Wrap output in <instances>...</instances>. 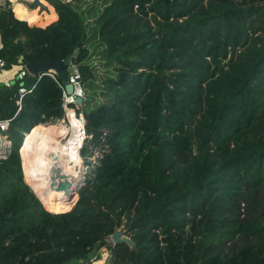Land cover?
I'll return each mask as SVG.
<instances>
[{
    "label": "trees",
    "instance_id": "obj_1",
    "mask_svg": "<svg viewBox=\"0 0 264 264\" xmlns=\"http://www.w3.org/2000/svg\"><path fill=\"white\" fill-rule=\"evenodd\" d=\"M41 1L59 17L46 28L0 3V57L73 55L81 157L98 163L71 212L47 210L24 151L63 119L65 87L29 75L20 112V85L0 95V264H264V0ZM115 229L134 247L105 241Z\"/></svg>",
    "mask_w": 264,
    "mask_h": 264
},
{
    "label": "bare ground",
    "instance_id": "obj_2",
    "mask_svg": "<svg viewBox=\"0 0 264 264\" xmlns=\"http://www.w3.org/2000/svg\"><path fill=\"white\" fill-rule=\"evenodd\" d=\"M69 122L70 126H67V134L63 123L56 127L43 124L37 126L24 152L28 159L27 169L30 176H33L34 180L38 182L39 196L50 201H52V197L57 196L54 198L53 203L60 207L68 205L70 197L83 179L80 166L83 161L79 151L81 137L78 134L82 124L76 120L73 113H70ZM70 134L71 138H69ZM54 155L58 156L59 161H55ZM57 167H60L65 175L75 177L71 192L58 190L56 187L51 186L53 169ZM45 208L49 211H57V209ZM72 208L70 207L66 211H70Z\"/></svg>",
    "mask_w": 264,
    "mask_h": 264
},
{
    "label": "built area",
    "instance_id": "obj_3",
    "mask_svg": "<svg viewBox=\"0 0 264 264\" xmlns=\"http://www.w3.org/2000/svg\"><path fill=\"white\" fill-rule=\"evenodd\" d=\"M3 49V44L0 38V51ZM69 72V84L73 87V94L68 95L65 91V88H63V111H64V117L61 120H58L56 122H61L66 126H70L69 122V116L70 113H73L76 120L82 124V128H79L78 134L81 137V141L79 143V151L81 156V151L89 138L86 131V119L84 116V113L82 112V105L77 102L78 98L85 100V90L82 84V78L81 73L77 66L74 64L68 69ZM1 75H7L5 79H0V92H4L5 90H13V88L16 85H20L18 89V99H17V106L19 107V112L22 109V101L24 97L31 93V90H28L25 87V80L26 78L31 75L29 70L27 69V65L22 63V60H18V65L14 66L12 69H8L7 63L4 59L0 57V76ZM49 76L57 81L56 76L57 74L54 72L44 73L41 76ZM12 120H1L0 119V139L3 141L1 145V153H0V161H4L7 159L11 152V142L9 141V138L7 136V133L9 132L10 126H11ZM55 122V123H56ZM57 124V123H56ZM49 125V124H46ZM69 138H71V134L69 135ZM81 160L83 161L82 157ZM94 162V159H92ZM84 165V164H83ZM92 167L90 166H84L83 168V174L86 171H90ZM96 259L94 258L93 261Z\"/></svg>",
    "mask_w": 264,
    "mask_h": 264
},
{
    "label": "water",
    "instance_id": "obj_4",
    "mask_svg": "<svg viewBox=\"0 0 264 264\" xmlns=\"http://www.w3.org/2000/svg\"><path fill=\"white\" fill-rule=\"evenodd\" d=\"M28 8L29 9H37L40 8V10H44L47 5L43 4L41 0H33L32 2L28 3ZM73 55H69L66 59L60 60V61H48L45 63L41 64H36V63H30L27 65V69L29 70L30 74L33 76L39 75V74H44V73H49V72H54L57 74V76L60 78L62 85L65 87V91L68 95L73 94V87L71 84H69V72L68 69L73 65ZM4 92H0V95L3 94ZM77 102L79 104H83V99L78 98ZM57 124H61V122H57ZM1 147H0V153H1ZM53 158L55 161H59V158L57 155H54ZM83 179H84V174H83ZM80 182V184L83 182ZM75 181V177H70L68 175H65L60 167L54 168L53 169V176L51 178V186L56 187L58 190L62 191H72V186L73 182ZM79 184V185H80ZM79 185L77 186V189L73 193L72 197H77V201L73 209L76 207L79 199H80V190L84 186H82L80 189ZM72 209V210H73ZM71 210V211H72ZM69 211V212H71ZM66 212V213H69ZM54 214V213H53ZM64 214V213H61ZM113 244H120V243H125L130 245L131 247H134V243L127 237H122L120 232H115L113 237H112Z\"/></svg>",
    "mask_w": 264,
    "mask_h": 264
},
{
    "label": "rangeland",
    "instance_id": "obj_5",
    "mask_svg": "<svg viewBox=\"0 0 264 264\" xmlns=\"http://www.w3.org/2000/svg\"><path fill=\"white\" fill-rule=\"evenodd\" d=\"M9 1V0H8ZM69 1V0H68ZM10 2V1H9ZM22 2L25 4V5H22V4H17L16 3V6L18 5L19 6V8H22V10H23V14L24 15H27L28 13H31V14H35L36 15V17H41V22L38 24V25H36V27H45V26H47L48 24H50L51 22H52V17H48V18H44L43 17V14H41L40 13V8H38V9H32V10H29L28 9V2L30 3V2H32V0H22ZM0 3L1 4H3V3H5L4 2V0H1L0 1ZM12 5V4H11ZM15 6V7H16ZM17 6V7H18ZM27 6V7H26ZM14 7V9H13V11H14V15H15V17L17 18V19H19L18 17H17V15H16V8ZM19 20H21V19H19ZM21 21H23V20H21ZM57 123V122H56ZM55 122L54 123H52V124H49V125H52V126H58L59 124H56ZM64 127H65V130H66V134H67V131H68V128H67V126L66 125H64ZM35 132V130L33 131V133ZM25 152V151H24ZM25 157H26V164H25V176H26V179H27V183H28V185H29V183H30V186H31V188H32V190L37 194V195H39L40 194V192L37 190V187H38V182L36 181V180H34V177L33 176H30V173H29V170L27 169V161H28V159H27V156L25 155ZM89 162H90V164H91V166H92V169L90 170V171H86V172H84L85 174H84V179H83V182L79 185V188L78 189H80L83 185H85V181H86V179H87V176L89 175V174H91V172L93 171V169H94V167L96 166V165H94V164H97L98 163V157L96 156L95 158H94V162H93V160L91 161V160H89ZM90 164L88 165V166H90ZM80 166H81V169H82V174H83V168H84V165H83V162H81L80 163ZM42 194V193H41ZM55 197H57V196H55ZM55 197H52L51 199H52V201H50L49 199L47 200V199H45L44 197H38V198H40L41 199V202H42V204L45 206V207H47V208H53V209H57V211H60V212H63V211H66V210H68V209H70V207H74V205L76 204V202L75 201H77L76 199H77V197L75 196V197H70V199H69V202H68V205H62L61 207L60 206H57V204L56 203H53L54 202V198ZM52 213H54V214H61V213H57V212H54V211H52ZM120 232L121 233V235H122V237H127V238H129L130 240H131V238L130 237H128V235L126 234V232L123 230V229H115L112 233H110V234H108L107 236H105V238H104V240L105 241H107L108 243H113V241H112V237H113V235H114V233L115 232ZM53 238V240H49V243H52V244H57L58 243V239L56 238V237H52ZM102 260H105L104 258H106L107 257V254H106V252H105V250H103V253H102ZM101 263H103V261L102 262H98L97 264H101Z\"/></svg>",
    "mask_w": 264,
    "mask_h": 264
},
{
    "label": "crops",
    "instance_id": "obj_6",
    "mask_svg": "<svg viewBox=\"0 0 264 264\" xmlns=\"http://www.w3.org/2000/svg\"><path fill=\"white\" fill-rule=\"evenodd\" d=\"M0 1H1V0H0ZM4 1H5V0H4ZM9 1H10V3L12 4L11 6H12L13 9H14L16 3L19 4V5H20V4L25 5V4L22 2V0H14V1L9 0ZM28 3H29V2H28ZM46 5H47V7H46L44 10H40V13L43 14V17H44V18L52 17V22H51L50 24H48L47 26H45V27H41V28H46V27H48L49 25H51V24L57 22L58 19H59L58 14H57L55 8H54L53 6H51L50 3H47ZM26 7H27V6H26ZM28 9H29V8H28ZM29 10H32V9H29ZM13 12H14V11H13ZM6 76H7V75H1V76H0V79H5ZM0 90L2 91V89H0ZM43 125H46V124H43ZM50 126H52V125H50Z\"/></svg>",
    "mask_w": 264,
    "mask_h": 264
}]
</instances>
